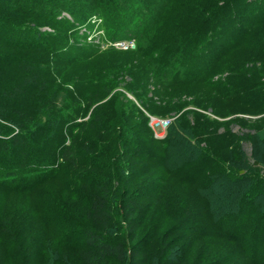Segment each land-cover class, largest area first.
I'll return each instance as SVG.
<instances>
[{
    "label": "rangeland",
    "instance_id": "obj_1",
    "mask_svg": "<svg viewBox=\"0 0 264 264\" xmlns=\"http://www.w3.org/2000/svg\"><path fill=\"white\" fill-rule=\"evenodd\" d=\"M226 1L179 0L171 7V3L166 5L157 16L158 22L152 30L154 33L146 41L149 54L139 52L140 45L135 37L121 41L129 45L128 47L120 46L119 42H116L119 39H110L101 18L95 19V16H92V20L88 19L86 23L77 26L76 37L81 36L75 39L77 43L91 45V48L98 51V55L88 61L62 66L61 72L66 84L58 87L65 89L64 95L80 97L90 111L94 106L91 100L95 95L101 96L108 87L112 88L110 93L98 102L102 104L104 119L87 126L78 134L77 129L73 132L55 129L54 132L62 137L63 145L73 139L78 151L91 152L96 156V166L86 168L92 177L85 184L74 185L77 180L71 172H75L71 170L68 162H62L59 174L38 186L32 193L0 187V264H85L82 259V251L85 250L79 244L58 237L64 236L65 239L62 234L83 226H98L93 223V217L87 210L99 191L98 186L108 181V177L114 173L112 166L115 162L122 167L120 175L125 181L123 189L127 190V196L119 195V190L115 197L110 193L108 195L104 209L110 216L108 232H105L107 238L121 239L126 249L131 245H138L140 250H147L148 264H163L157 256L167 242L173 243V246L165 264H193L191 259L185 263L186 253L189 251L188 254L191 255L199 248L206 249V253L213 256L212 259L216 258L220 264H253L245 256L247 253L244 244L247 242L252 247L251 245L255 244L254 239L245 242L238 240L237 236L242 234L239 229L228 235V238L222 237L223 234L208 214L212 202L218 199L219 204L220 197L228 199L233 196V201H237L238 194L248 199L250 196L244 195L247 189L243 193L238 192L234 186L226 190L227 182L225 180L220 184L221 178L215 186L214 183L210 184V190L214 192L208 194L199 188L198 183L201 181L196 185L189 184L168 174L164 166L154 167L140 155L124 156L126 151L132 149L130 146H121V149L117 146L118 153L114 154L117 133L124 126V115L128 114L126 109L133 105L129 122L135 125L132 130L137 131V136L142 139L150 137L160 141L166 137L168 127L175 126L174 130L180 131L181 140L167 153L172 158L183 156L189 146L193 147V150L207 153L206 164L215 165L214 169H229L231 173L238 174L240 172L242 176L250 177L251 182L264 178V108L262 113L256 114L261 107L255 110L248 106L247 101L244 103V93H241V96L233 95V89L245 81L242 68L264 49V23H261L264 18V0H232L231 5H226ZM154 12L152 11V14H155ZM217 12L219 13L216 14ZM64 15L72 20L71 16L65 13ZM200 27L205 29L197 34L200 35L198 40L202 35L206 36L208 29L213 32L211 41L204 42L201 48L198 47L203 59L206 58L205 62L208 57V61L213 62L214 68L208 78L203 81L188 80L165 84L156 78L155 74H145L144 78L141 76V68L145 69L147 57H157L158 50L168 43L178 41L191 33L195 34V30ZM40 28L51 30L47 23H42ZM230 33L240 38L239 44L221 55L222 48L219 50L220 45L215 44L227 38L225 34L228 36ZM198 40L196 39V42ZM14 52L25 53L22 50ZM136 67L140 72L139 81H145L141 87L144 95L140 96L144 102L124 87L132 76L129 69L134 72ZM230 73L232 78L228 77ZM222 78L225 79L219 84ZM94 83L100 85L96 88L92 86ZM224 84L230 86L227 95L225 93L228 90L223 88ZM230 96L235 98H229ZM64 105L59 102V109H65ZM122 110H125V114L120 118ZM135 110L139 113L134 114ZM33 119L37 123L33 127L34 131L46 122V116L41 112L35 113ZM144 120L147 123L146 128L142 125ZM36 141L31 144L45 145V151L51 152L55 157L54 166L60 165L59 150L54 151V145L46 146L43 138ZM122 148L125 149L124 152ZM223 148L229 157L227 163L220 154ZM101 153L106 155L102 156ZM14 156L10 155L13 164H16L18 159ZM76 163H79V157ZM112 190L114 189L111 188ZM129 199L136 206L137 214L134 215L139 214L137 221H131L122 214L123 206ZM257 204L264 205V199L260 197ZM255 205L248 207L240 218L242 223L251 222L248 223L247 229L250 234L256 231L252 228V221L258 215L252 211V206ZM142 220L143 224L132 239L130 229L133 224ZM242 223L241 225H245ZM174 228L178 230L174 231ZM235 233L236 240L233 238ZM183 245H188V249L179 251ZM263 249V246L257 249L258 255L264 253ZM105 261L111 264H127L128 260L119 263L108 258ZM211 263L212 261L209 262Z\"/></svg>",
    "mask_w": 264,
    "mask_h": 264
},
{
    "label": "trees",
    "instance_id": "obj_2",
    "mask_svg": "<svg viewBox=\"0 0 264 264\" xmlns=\"http://www.w3.org/2000/svg\"><path fill=\"white\" fill-rule=\"evenodd\" d=\"M175 1L178 3L179 0H0V187L32 193L38 186L59 174L62 162H68L71 170L75 172L74 174L70 171L72 176L74 175V179L77 180L74 185L88 183L92 176L86 168L96 166V156L91 152L78 151L73 139L63 145L62 137L54 130L66 129L73 132L77 129L76 133L78 134L87 126L104 119L105 113L101 109L102 104L98 102L110 93L112 87H108L101 96L95 95L91 100V104L94 105L91 111L80 97L72 98L68 94L64 95L65 89L58 87L66 84V79L61 72L62 66L88 61L98 55V51L91 48V45L77 43L76 40L81 37H76L77 26L86 23L88 19L92 20V16H95V19L101 18L107 33L110 34V39H119L116 41L119 42L125 41L129 37H135L140 45L139 52L149 54L146 41L154 33L152 30L158 22L157 16L166 5L170 3V7L175 5ZM232 3V0L225 2L226 5ZM152 11H155V14H152ZM64 13L71 16L72 20L67 18ZM261 21L264 23V18ZM42 23L49 24L51 30H41ZM204 29L197 28L195 34L191 33L178 41L168 43L158 50L157 57H147V65L144 66L145 69L141 68L143 69L141 76L144 78L145 74L147 76L155 74V77L161 79L165 84L181 83L188 80L203 81L208 78V74L214 68L213 62L208 61L209 57L205 62L206 58L203 59L198 47H203L204 42H210L213 32L208 29L205 34L207 39L205 40L206 36L202 35L198 40L197 37L200 35L197 34ZM225 36L227 38L219 40L215 44V46L220 45L219 50L222 48L221 55L234 45H238L240 40L235 34L230 33ZM214 42L213 40L212 43ZM14 50H22L25 53L17 54ZM253 59L242 68L245 81L233 89V95L241 96V93H244V103L247 101L248 106L255 110L258 109L257 107H261L256 113L260 114L264 108V49ZM129 71L132 76L124 87L144 102L140 96L144 95L141 87L145 81L143 79V82L139 81L141 77L137 67L134 72L131 68ZM228 77L232 78L231 73ZM234 77H236L235 74ZM224 79L222 78L219 84H222ZM98 84L94 83L92 86L97 88ZM136 84L142 85L136 86ZM225 87L228 90L225 93L227 95L230 86L224 84L223 88ZM66 90L68 92V89ZM235 96L229 98H235ZM124 97L126 96L124 95ZM240 100L242 99L240 98ZM59 102L66 105H64L65 109L63 107L59 109ZM129 107L126 109L128 114L123 117L124 126L117 133L114 154L118 153L117 146H120V149L121 146H130L132 149L129 152L126 151L124 156L138 157L140 155L154 167L164 166L168 174L189 184L196 185L201 181L198 183L199 188L208 194L214 192L210 190V184L214 183L215 186L221 178L220 184H223L225 180L227 182L226 190L234 186L238 192L242 191L243 193L247 189L244 195L250 196L248 199L237 194L239 197L237 201H233V196L228 199L220 197L218 204V197H216L217 200L212 202L208 214L211 221L218 226L219 232L223 234L222 237L228 238V235L239 229L242 234L237 236L238 240L245 242L251 238L254 239L255 244L251 245L254 248L245 242L244 247L247 254L244 255L253 264H264V253L258 255L257 252V249L264 247V205L257 204L260 197L262 200L264 199V178L261 177L257 182H251L250 177H244L240 172L238 174L231 173L229 169H214L215 165L208 166L206 164L207 153L193 150V147L189 146L186 147L183 156L172 158L167 153L181 140L180 131L174 130L175 126L168 127L166 137L160 141L150 137L142 139L137 136V131L132 130L135 125L129 122V118L132 117L131 108L134 106ZM38 112L46 116V122L40 124L37 131H34L33 127L37 123H35L33 115ZM136 112L139 113L136 110L133 113ZM121 113L120 118L125 114V110H122ZM78 119H82V121H77ZM146 124V120L142 121L143 127L146 128ZM142 130L145 131L144 128ZM192 130L195 129L192 128ZM120 136L123 138L122 140ZM41 138L44 139L46 146L54 145V151L55 149L59 150L60 165L54 166L55 157L51 152L45 151V145L33 146L31 144ZM186 145L189 144L186 143ZM124 151L125 149L122 148V152ZM12 154L15 155L14 158L18 159V163L13 164L12 157H10ZM101 154L102 156L106 155L105 153ZM220 154L224 162H229L226 149H221ZM78 157L79 163L77 164ZM4 162L6 164H3ZM112 167L114 173L108 177V181L98 186L99 191L87 210V213L93 217V223L98 226H83L62 234L65 235V239L64 236L58 238L76 245L79 244L85 250L82 251V259L85 264H111L105 261L108 258L115 259L119 263L127 259V264H148L147 250H140L138 245H131L129 249H126L121 239H110L105 235V232H108L110 216L104 212V209L109 193L115 197L119 190V195L127 196V190L123 189L125 181L120 175L122 167L120 168V164L117 162L113 163ZM111 188L114 190L111 191ZM252 204H256L252 206L254 207L252 211L258 213L255 220L252 221L254 223L252 228L256 229L254 234L247 231L248 223L251 222L242 223L240 221L241 214ZM135 212L136 206L129 199L123 206L122 214L131 221H137L139 214L134 215L137 214ZM262 222L263 225H261ZM241 223L245 225H241ZM142 224L143 220L133 224L129 231L132 239L135 238L137 230ZM0 229L2 230L1 221ZM176 230L178 228H174V231ZM233 238L236 240V233ZM172 246L173 243L167 242L161 247L157 256L161 263L165 264L167 261ZM187 249L188 245H183L179 251ZM188 252L184 259L185 263L191 259L193 264H209L210 261H212L211 264H220L216 258L212 259L213 256L207 254L204 248L197 249L195 254L189 255Z\"/></svg>",
    "mask_w": 264,
    "mask_h": 264
},
{
    "label": "built area",
    "instance_id": "obj_3",
    "mask_svg": "<svg viewBox=\"0 0 264 264\" xmlns=\"http://www.w3.org/2000/svg\"><path fill=\"white\" fill-rule=\"evenodd\" d=\"M119 44H120V46H123V47H124V46H126V47L129 46V45H126L125 42H121V41H119Z\"/></svg>",
    "mask_w": 264,
    "mask_h": 264
}]
</instances>
